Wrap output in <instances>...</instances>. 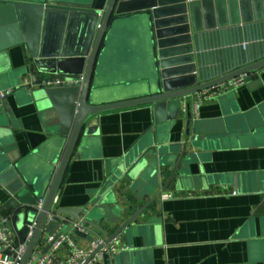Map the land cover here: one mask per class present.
Here are the masks:
<instances>
[{
  "label": "water",
  "instance_id": "water-1",
  "mask_svg": "<svg viewBox=\"0 0 264 264\" xmlns=\"http://www.w3.org/2000/svg\"><path fill=\"white\" fill-rule=\"evenodd\" d=\"M262 26L264 0H0V85L8 78L2 54L20 45L28 49V64L37 73L84 76L81 85L39 89L32 94L45 132L40 172L33 170V154L16 158L9 133L0 129V190L8 197L2 212L13 215L22 242L36 221L21 264H29L45 229L43 243L47 246L42 255H48L64 234H74L90 244L95 241L93 234L72 226H47V217L72 159L88 143L91 121L102 114L149 106L154 119L148 132L152 144L140 151L132 164H121L118 176L104 182L92 207L58 210L64 217L90 227L105 239V245L115 241L120 245L121 238L140 234L145 219L171 186L182 189L196 179L191 178L198 165L195 153L187 142L169 144L168 130L181 120L185 110L186 136L194 133L199 137L200 124L194 122L192 113L194 96L241 75L264 70V42L259 51L240 49L227 61H214L208 53L215 33L229 31L236 34V41H252L260 35L253 31ZM126 33L140 34L144 56L138 65L126 70L131 75L129 80L109 83L107 74L99 71L101 60ZM118 95L136 97L100 104L107 96ZM4 108L0 104L1 117ZM141 170L149 180L148 193L134 197L141 206H134L131 200L119 203L117 193L126 192L125 180L132 182ZM42 197L45 204L37 214L35 208ZM53 235L54 240L48 242ZM130 256L119 253L103 260L104 264H133Z\"/></svg>",
  "mask_w": 264,
  "mask_h": 264
},
{
  "label": "crops",
  "instance_id": "crops-1",
  "mask_svg": "<svg viewBox=\"0 0 264 264\" xmlns=\"http://www.w3.org/2000/svg\"><path fill=\"white\" fill-rule=\"evenodd\" d=\"M253 32L261 36L240 42L236 34L217 32L208 53L214 61H227L240 49L259 51L264 26ZM138 35L126 33L101 60L99 71L107 74L109 83L129 80L131 75L126 70L141 62L144 47ZM2 56L8 78L0 85V93H11L2 103L5 111L0 116V129L9 133L16 158L33 154L31 161L37 173L45 153L44 124L32 98L39 89L30 92L21 88L26 73L35 69L28 64L30 54L25 45L11 48ZM135 97L107 96L100 104ZM192 113L194 122L200 124L199 137L194 133L186 136L187 112L183 110L181 120L168 130V143H189L198 159L191 176L196 179L182 189L171 186L165 193L174 197L160 200L145 219L140 234L119 240L120 247L126 248L121 253L131 255L133 264H264V70L252 76L246 86L206 101L197 110L192 101ZM153 123L149 106L109 112L92 120L88 143L72 159L54 207H92L104 182L118 176L121 164H132L152 144L148 132ZM124 184L126 192L117 193L119 203L131 200L134 206H141L134 197L148 193L149 180L144 171ZM7 200L0 190V214H11L2 212ZM13 227L16 230L15 223ZM92 234L101 237L97 232ZM71 236L78 246L90 248L87 240ZM69 253L70 249L64 247L56 259L66 261ZM96 264H104V260Z\"/></svg>",
  "mask_w": 264,
  "mask_h": 264
},
{
  "label": "built area",
  "instance_id": "built-area-1",
  "mask_svg": "<svg viewBox=\"0 0 264 264\" xmlns=\"http://www.w3.org/2000/svg\"><path fill=\"white\" fill-rule=\"evenodd\" d=\"M256 73L241 75L227 83L203 90L202 92L196 94L193 98L195 109H199L206 101L219 99L231 91L238 90L246 86L252 76ZM83 81L84 76L82 75L76 77H41L35 70L31 69L23 79L21 87L32 92L37 89L75 87L81 85ZM9 93L11 92L0 93V104L6 100ZM173 197V194L165 193L161 196V200L165 201L172 199ZM44 204L45 197H42L38 200L37 207L35 208L37 214L41 213ZM13 223L12 214H0V264L22 263L27 250L28 240L31 238L36 226V221L29 226L27 240L22 242L19 238L17 230L13 227ZM51 223H58L61 228L65 226H72L74 230L87 235H92L93 233L90 227L82 222L72 221L70 218L64 217L55 207L52 208L47 217V226ZM42 236L43 238L39 241L29 264H96L99 260H103L105 256L111 257L126 251V248H121L116 241L109 245H105V239L103 237H97L95 241L90 244L89 249H84L83 247L77 245L71 234H64L54 243L53 248L48 255H42V249L47 246V244L43 243V239L46 238V229L42 231ZM54 238L55 235L49 237L48 242L53 241ZM102 245H105V247L91 261H89L91 255ZM64 247H68L70 249L69 258L66 261H59L56 259V254ZM6 252H9L10 254L6 255Z\"/></svg>",
  "mask_w": 264,
  "mask_h": 264
}]
</instances>
